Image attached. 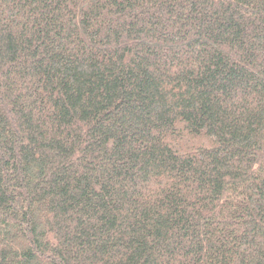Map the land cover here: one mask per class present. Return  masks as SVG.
<instances>
[{"label": "trees", "instance_id": "obj_1", "mask_svg": "<svg viewBox=\"0 0 264 264\" xmlns=\"http://www.w3.org/2000/svg\"><path fill=\"white\" fill-rule=\"evenodd\" d=\"M0 264H264V0H0Z\"/></svg>", "mask_w": 264, "mask_h": 264}]
</instances>
